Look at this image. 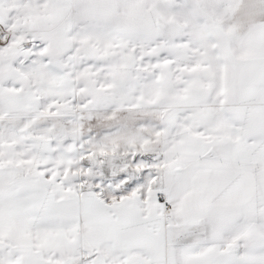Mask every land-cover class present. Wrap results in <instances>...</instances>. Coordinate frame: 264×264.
<instances>
[{
	"label": "crops",
	"instance_id": "1",
	"mask_svg": "<svg viewBox=\"0 0 264 264\" xmlns=\"http://www.w3.org/2000/svg\"><path fill=\"white\" fill-rule=\"evenodd\" d=\"M65 9L94 34L132 35L147 49L211 31L212 56L158 59L193 64L186 81L211 65L212 108L173 109L172 67L144 84L129 67L135 58H97L109 42H78L75 28L74 82L84 104L40 115L48 113L43 94H0L2 119L19 124L0 139V262L264 264V0H0V23L42 35L62 26ZM193 89L204 98L205 85ZM157 131L156 186L78 200L60 183L87 140L127 152Z\"/></svg>",
	"mask_w": 264,
	"mask_h": 264
},
{
	"label": "rangeland",
	"instance_id": "2",
	"mask_svg": "<svg viewBox=\"0 0 264 264\" xmlns=\"http://www.w3.org/2000/svg\"><path fill=\"white\" fill-rule=\"evenodd\" d=\"M65 10L62 26L42 35L20 33L15 28H6L2 22L0 23V94H11V97L14 94L12 97L14 101L17 95L29 91L43 94L44 96L39 97L40 103L43 111L47 110L48 113L42 112L40 115H59L63 110L75 108L77 103H81L82 97L74 82L75 52L72 42L75 39L76 28L78 42L82 40L86 43L109 42L107 50L105 49L97 58L104 56L135 58L129 67L132 71L140 73L144 84L156 69L166 67L170 70L172 67L173 93L175 92L172 97L173 109L186 104L188 107L189 104L202 101L205 108H212L211 65L205 66L207 69L201 79L195 76L186 81L181 78L196 71L193 64L177 65L176 60H173L164 65L161 64L163 61L158 59L177 56L180 62L183 54L189 57L190 62L212 56L211 31L188 32L181 38L185 42L183 46L147 49L136 45V38L132 35L94 34L86 29L88 27L83 22L72 16L68 9ZM228 24V20L225 21V25ZM155 58L156 64L153 61ZM184 83L189 86L188 89L177 87ZM198 84L205 85L204 98L198 97L193 89V85ZM85 106L82 108L86 109ZM13 122L2 119L0 114V139L3 138L6 129L19 126ZM22 129L27 131L30 128L23 126ZM151 139L150 143L127 152L107 150L87 140L73 167L60 177L59 181L78 200L89 191L100 193L118 187L156 186L159 184L161 172L159 132L157 131ZM165 201L162 195V203L165 204Z\"/></svg>",
	"mask_w": 264,
	"mask_h": 264
},
{
	"label": "built area",
	"instance_id": "3",
	"mask_svg": "<svg viewBox=\"0 0 264 264\" xmlns=\"http://www.w3.org/2000/svg\"><path fill=\"white\" fill-rule=\"evenodd\" d=\"M164 205H165V208H164V209H166V211H168V210H169V209H168V208H169V203H168V201H165V204H164Z\"/></svg>",
	"mask_w": 264,
	"mask_h": 264
}]
</instances>
